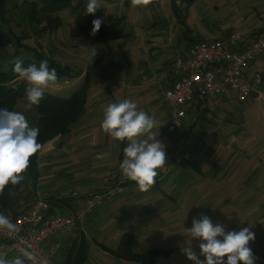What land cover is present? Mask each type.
<instances>
[{
  "label": "rangeland",
  "instance_id": "rangeland-1",
  "mask_svg": "<svg viewBox=\"0 0 264 264\" xmlns=\"http://www.w3.org/2000/svg\"><path fill=\"white\" fill-rule=\"evenodd\" d=\"M113 1L110 4L99 0V8H104L108 15L124 16L120 30L127 41L138 34L149 39L144 35L150 28L149 34L154 28L165 31L159 26L165 24L163 19L170 18V28L179 27L177 34L171 35L173 44L183 36L181 26L189 28L190 35L196 39L214 40L229 34V28L237 22L245 30L247 24L255 27L264 22V0H220L216 7L199 0L185 9L182 8L185 4H181L180 20L175 19L168 0H152L147 6L136 7L131 0ZM37 2L0 0V42L6 43H0V70L8 69L15 54L30 56L40 46L45 53L60 61L64 59L63 63L90 68L88 65L106 49L88 44L83 35L77 34V26L86 18L88 0L77 11L63 10L61 27L45 32L39 31L43 25L29 14L30 9L38 10ZM119 45H115L116 50ZM94 50H97L95 56ZM113 54L116 58L117 54ZM81 85V80L67 78L50 83L44 91L68 98ZM263 92L264 85L244 103L234 99L226 103L219 101L206 119L189 115L182 127L172 133L167 131L166 136L163 134L160 141L165 145L169 161L166 174L157 178L159 182L148 191H142L141 197L129 193L133 196L124 199L131 188L125 185L122 194L105 201L104 210L86 227L88 255L83 264H138L104 250L118 248V233L121 239H128L129 235L134 253H158L153 264H195L181 249L191 243L199 258L205 259L200 255L201 241L187 236L193 219H199L202 214L214 225L223 224L226 231L251 226L256 238L249 242V247L258 257L255 264H264ZM260 95L263 98H257ZM26 104L25 95L17 108L29 118L31 109H26ZM205 124L210 130L207 136L202 135Z\"/></svg>",
  "mask_w": 264,
  "mask_h": 264
},
{
  "label": "crops",
  "instance_id": "crops-1",
  "mask_svg": "<svg viewBox=\"0 0 264 264\" xmlns=\"http://www.w3.org/2000/svg\"><path fill=\"white\" fill-rule=\"evenodd\" d=\"M200 1L215 7L220 2V0ZM256 16L258 17V15ZM170 20L168 21L170 25L165 27V31L155 30L149 34L152 30L150 28V31L144 35L150 37L149 39L141 36L142 40L138 34L130 41H127L123 35L114 40L112 42L113 51L105 50L101 56L105 60L104 62H116V67L108 70L107 74L111 75L106 76L103 74L105 71L101 72L103 74L101 77L100 74L95 75L88 92L86 106L69 134L64 137L62 144H58V138H55L44 145L39 156L40 178L37 184L36 197H45L49 200L51 213L68 214L74 212L82 206L87 194L105 188L118 179H124L125 182L127 181L126 185H131V190L129 189L124 199L133 196L129 193L138 194L136 195L138 197L142 196L140 194L143 192L136 182L124 177L119 168L124 158L123 149L127 146V141L121 142L110 137L103 131L101 124L108 104L129 99L137 104L138 110L145 111L161 125L160 128L153 129L158 139L161 140L163 134L166 136L169 116L163 99V92L168 83L158 81L157 76L171 68L177 42L186 41L182 33L183 36L177 40L176 45L173 44L172 36L177 34L178 28L172 26L171 29L172 19L170 18ZM229 29L230 32H239L245 39L250 40L255 37L258 31L264 29V22H260L255 27L253 24H247L246 30L241 27L240 22H237ZM118 44L120 45L116 50L115 45ZM113 53L117 54L116 58ZM88 69L89 67L84 69V72ZM251 71L264 74V55L255 61ZM77 79L82 81L83 77ZM262 96L257 98H263ZM219 101L226 103L231 100L223 98L196 100L188 106L186 117L193 115L198 119L202 111L211 112L212 107ZM207 127L208 124H205L202 134L204 136H207L210 131ZM168 162L167 160L164 169L159 170V175L156 177L157 183L159 182L157 178L166 174ZM104 208L105 204L88 215L77 237L58 236L46 242L47 247L52 243L58 245V251L54 257L56 264L64 263V260L71 254L72 245L80 246L82 240L88 244L87 237L89 234L86 227L90 226V222L99 216ZM13 212V209L0 208V213L7 217ZM116 238L119 245L121 239L119 233ZM107 252L114 256L109 251Z\"/></svg>",
  "mask_w": 264,
  "mask_h": 264
},
{
  "label": "clouds",
  "instance_id": "clouds-1",
  "mask_svg": "<svg viewBox=\"0 0 264 264\" xmlns=\"http://www.w3.org/2000/svg\"><path fill=\"white\" fill-rule=\"evenodd\" d=\"M150 3L152 0H131L133 7ZM99 7V0H88L86 14H95ZM102 22L100 18L93 19L91 35L98 33ZM96 51L92 52L93 56ZM13 63V71L28 82L26 109L38 106L44 99V90L57 81V70L50 69L46 59L40 62L39 67L36 64L23 67V60L19 57ZM101 127L110 137L127 141L123 149L124 158L119 165L122 175L136 182L141 191L152 188L159 170L164 169L168 159L165 145L153 132L154 128L161 127L158 121L145 111L138 110L132 100L122 99L107 105ZM38 135L39 128L31 127L24 114L0 108V193L9 183L17 185L24 180L23 174L30 165V158L42 147ZM4 227L15 230L16 225L0 213V228ZM187 236L190 240L201 241L200 255L205 257L204 260L199 258L191 243L181 249L195 264H255L258 259L249 247V242L256 238L251 226L240 231H226L223 224L214 225L207 215L202 214L199 219H193V227L188 229ZM25 255L32 258L30 253L25 252ZM0 264H5V261L0 260ZM14 264L23 262L17 258Z\"/></svg>",
  "mask_w": 264,
  "mask_h": 264
},
{
  "label": "built area",
  "instance_id": "built-area-1",
  "mask_svg": "<svg viewBox=\"0 0 264 264\" xmlns=\"http://www.w3.org/2000/svg\"><path fill=\"white\" fill-rule=\"evenodd\" d=\"M264 53V31L253 39H245L239 32H231L226 40L214 39L182 46L175 50L171 68L160 79L172 81L164 89L168 109V132L182 127L188 106L196 100L223 98L240 103L248 101L263 85L260 72L249 74L252 62ZM125 180L87 194L84 203L68 214L51 213V204L45 197H37L9 220L15 230L0 228V260L14 264L19 258L26 264H56L58 245L45 244L51 238H75L88 215L109 198L124 192ZM25 252L30 253L29 259Z\"/></svg>",
  "mask_w": 264,
  "mask_h": 264
},
{
  "label": "trees",
  "instance_id": "trees-1",
  "mask_svg": "<svg viewBox=\"0 0 264 264\" xmlns=\"http://www.w3.org/2000/svg\"><path fill=\"white\" fill-rule=\"evenodd\" d=\"M74 1L75 0H38V10L34 9L33 11V9H30L29 14L32 17L36 18L38 22L43 25L40 27V32L57 30L62 25L60 13L63 10L70 9L73 11H77L85 4V0H78L76 4H74ZM102 1L110 4L114 2L113 0ZM168 1L169 4H171V12L175 16V19L180 20V15L178 13L181 12L182 15L183 9H185L186 6L196 3V1L198 0ZM181 4H185V6L182 7L183 9L181 8ZM95 18H100L103 22L101 25V29L95 36H93L91 35V30L93 28L92 21ZM124 19V16L120 17L118 15H108L104 8H98L95 14H86V18L84 19V21L77 26V34L83 35L86 38V41H88V44L92 46L98 45L104 47L107 51L111 52L113 51L112 42L122 36L120 27H122ZM164 21L165 24H161L159 26V29L168 26L169 20L163 19L162 22ZM181 27L180 29L182 30L186 41H178L176 45L177 48H181L183 46L186 50L190 45L204 41V39L202 38L196 39L195 37H191L192 35H190V29ZM155 30L157 29L154 28V31ZM263 31L264 29L258 31L256 35L260 34ZM229 34L227 33L223 35L220 40H226ZM0 43L6 45V43L2 40ZM42 50V46L37 47L35 51L33 50L34 52L32 53V55L24 57L17 56V53L13 56V60L10 62L8 69L0 70V108H7L10 111L19 112L17 106L19 102L23 100V98H25L28 83L26 82L25 78L20 77L19 74L13 71V61L17 57L23 60V67H28L30 64H36V66L39 67L42 60H48L49 68H55L57 70V81L67 78L72 79L79 77H83V80L81 87L73 91L71 96L68 98L58 97L48 91H44V99L41 100L38 106L34 105L31 108L30 117L26 119L28 120L31 127L39 128V135L37 139L42 147L36 154H34L30 158V165L26 172L23 174L25 177L24 180L17 185H12L11 183H9L7 186H5L3 193H0V208L13 209V214L18 212L17 210H24L32 200L37 198V184L40 178L39 156L44 145L55 138H58V144H62V142L64 141V137L69 134L71 128L80 118L86 106L88 92L92 86V81L94 80L95 75L100 74L101 77L103 74H105L109 77V75L111 74H107L108 70L116 67V62H104L105 60L99 57L91 62V64L88 65L90 66V68L86 72H84V68L81 69L77 66L63 63L64 59L63 61H60L59 59L53 57L52 55H49L48 53H45ZM263 55L264 53L258 56L252 62L251 66L258 58ZM251 66L248 70L249 74L258 72H252ZM102 71L105 72L101 74ZM161 73L157 76L158 81L164 83H170L172 81V77L170 79H160L159 77ZM82 74L83 76H81ZM261 74L264 80V74ZM169 83L167 85H169ZM208 113L209 112L207 111H202L199 114L198 118L200 119V117H203L204 119H206V115ZM126 182L124 183L125 185L127 184ZM128 236L129 235H127L128 239H121L116 250H109L107 248H104V250L109 251L115 257L134 261L138 264L155 263L156 258L159 254L152 251H147L144 254L134 253L131 250L130 237ZM79 245L80 246L77 245L76 247L74 245L71 246V254L67 259L64 260L63 264H83L85 262L88 255V244L85 240H82L81 244Z\"/></svg>",
  "mask_w": 264,
  "mask_h": 264
}]
</instances>
